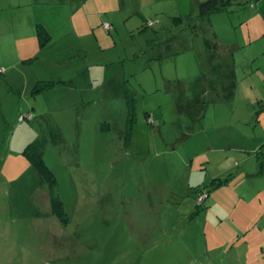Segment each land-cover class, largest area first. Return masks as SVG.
I'll return each mask as SVG.
<instances>
[{
	"label": "rangeland",
	"instance_id": "rangeland-1",
	"mask_svg": "<svg viewBox=\"0 0 264 264\" xmlns=\"http://www.w3.org/2000/svg\"><path fill=\"white\" fill-rule=\"evenodd\" d=\"M252 1L197 18L193 0H103L68 48L52 38L0 75V264H228L207 240L264 191V18L250 38ZM40 5L55 31L70 26L67 2ZM116 84L134 97L131 129ZM255 221L264 228L262 211Z\"/></svg>",
	"mask_w": 264,
	"mask_h": 264
},
{
	"label": "crops",
	"instance_id": "crops-1",
	"mask_svg": "<svg viewBox=\"0 0 264 264\" xmlns=\"http://www.w3.org/2000/svg\"><path fill=\"white\" fill-rule=\"evenodd\" d=\"M44 1L45 3L52 1L59 2V0H0V43H2L0 46V69H3L0 75H12L14 68L17 69L16 72H18L24 59H28V57L33 58L35 55L43 56L44 51H48L46 48L48 44L45 48H42L43 46L40 44L37 28L38 24H43L47 28L51 34V41L52 38L55 40L58 39V41L62 40L57 46H61L62 43L64 44V42L68 40V42L64 44L66 49L72 44L70 39V37H72L70 35L72 31L85 28L87 23H89L88 20L92 16L97 21L99 18L101 19L104 17V14L101 12L103 0H64V2H67L72 9L70 12L68 11V16L69 19H71V22L73 21L74 26L71 25L72 23L70 22L68 28L62 29L61 27L59 31H55L53 29V24L51 23V15L48 16L37 10V7ZM201 2L202 0H193V9L195 7L199 8L198 6ZM251 5L252 10L248 11V14L250 15V20L248 21L250 23L252 20L257 23L255 30L250 29V38L254 35L257 39L262 34L263 30L262 20L264 18V0L252 1ZM78 6L81 8L83 7L84 9L79 13H74ZM28 10L30 12L24 16V13ZM195 12H193V16L196 15ZM87 13H92L93 15L89 18ZM198 17L199 12H197V18ZM101 22L103 23L104 20ZM52 47L54 48V44ZM55 48L53 52H56L54 53L65 55V53L55 50ZM28 85L29 83L27 81L23 84V87L28 88ZM114 93L116 97L118 94L120 96L124 93L125 97V87L123 89V85L116 84L113 94ZM255 193L256 195L253 197V200L257 199L256 204L251 205L250 203H247L245 205L246 210L243 209V206L236 204V207L230 212L231 217L234 219L237 226L236 224L228 225V228L225 231V236L219 244L210 239L207 240L209 248L213 247L216 249L217 245H219L217 247L219 250L220 245H223L222 249L226 253L225 258L228 260V264H264V228L261 227L260 223H256L255 221L258 219L261 211L262 215H264V210L261 209L264 202V191L258 190L257 192L255 191ZM244 194L246 193H243V195L236 200L246 201L248 195L246 194L244 196ZM257 206H259V208ZM248 216H251L252 218H249ZM251 220L253 221L252 224ZM238 233H244V237L241 236L242 238L240 237V239L236 238ZM228 249H230L229 252H227ZM220 256L223 255H217V257ZM215 264H219V262Z\"/></svg>",
	"mask_w": 264,
	"mask_h": 264
},
{
	"label": "trees",
	"instance_id": "trees-1",
	"mask_svg": "<svg viewBox=\"0 0 264 264\" xmlns=\"http://www.w3.org/2000/svg\"><path fill=\"white\" fill-rule=\"evenodd\" d=\"M234 0H205L202 3H200L199 6V18L207 17L215 12H220L224 10H228L229 7L234 4ZM175 20L177 22H180L183 20V17H175ZM38 37L41 46H46L51 41V34L47 30V28L43 24H38ZM42 83V81H39V83L36 85L35 90H38V86ZM125 98L127 101L128 106V121L130 129L132 128V122L135 119L134 116V105H133V95L130 93V91L125 88ZM27 149H30V147H27ZM30 160L32 164L35 166L37 171L39 172L42 179L46 182L48 185V191L50 196V205L53 213L63 222H68V216L65 211V207L63 205V201L58 196L57 192V185L58 181L56 178L55 173L46 165V162L42 156V154L35 150L31 152L30 154ZM200 206V205H199Z\"/></svg>",
	"mask_w": 264,
	"mask_h": 264
},
{
	"label": "built area",
	"instance_id": "built-area-1",
	"mask_svg": "<svg viewBox=\"0 0 264 264\" xmlns=\"http://www.w3.org/2000/svg\"><path fill=\"white\" fill-rule=\"evenodd\" d=\"M105 24V27L106 28H111V24L109 23V22H105L104 23ZM3 71V69H0V73ZM33 117V115L32 114H28V115H22L21 117H20V120H25V118H29V119H31Z\"/></svg>",
	"mask_w": 264,
	"mask_h": 264
}]
</instances>
